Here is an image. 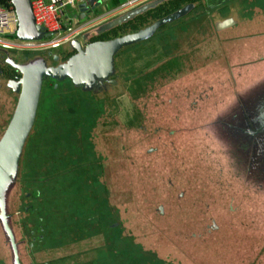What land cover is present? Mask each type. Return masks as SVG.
Here are the masks:
<instances>
[{
  "label": "rangeland",
  "instance_id": "obj_1",
  "mask_svg": "<svg viewBox=\"0 0 264 264\" xmlns=\"http://www.w3.org/2000/svg\"><path fill=\"white\" fill-rule=\"evenodd\" d=\"M243 14L264 15V0H201L142 44L123 47L106 65L112 73L93 85L67 77L59 98L43 80L16 172L0 189L20 264H89L109 254L112 238L113 251L138 245L163 264H264V51L257 57L249 35L238 36ZM229 18L236 26L221 27ZM67 50L0 49V66H55L68 58L48 52ZM17 99L0 76V137ZM56 102L94 124L82 138L75 129L51 140L50 158L38 165L32 144ZM53 155L86 170L76 193L55 195L65 201L57 224L67 222L71 238L43 246L34 238L43 193L56 187L45 169ZM31 172L41 179L32 185ZM0 264H15L1 221Z\"/></svg>",
  "mask_w": 264,
  "mask_h": 264
},
{
  "label": "water",
  "instance_id": "obj_2",
  "mask_svg": "<svg viewBox=\"0 0 264 264\" xmlns=\"http://www.w3.org/2000/svg\"><path fill=\"white\" fill-rule=\"evenodd\" d=\"M158 1L160 0L148 2L113 18L103 24L98 33L107 31L134 18L147 9L154 7ZM10 2L18 21L16 36L19 39L40 40L43 37L50 36V33L46 32L42 26L35 24L31 0H10ZM100 3V0H86V3L80 4L79 10L83 13L87 10L91 12ZM192 8V4H187L136 32L124 34L113 39L92 41L85 43V45L74 40L70 43V46L75 53L68 57L65 62L55 66L32 65L24 67L11 60H7L6 62L18 70L21 76L18 79L7 81V86L18 94V99L14 113L0 137V189L16 172L25 141L35 121L44 79L50 77L57 81H62L70 77L74 81L77 79L82 82L89 81L93 85L96 77L105 78L108 73H112L113 65L112 67L108 66V68L106 65L108 62L110 63L114 54L118 53L125 46L150 38L158 28L185 16ZM221 24V27L225 28L234 24V21L229 18L223 20ZM48 54L52 57L53 61L59 59V56L51 51ZM0 221L11 244L14 263L20 264L14 235L4 212L1 194Z\"/></svg>",
  "mask_w": 264,
  "mask_h": 264
},
{
  "label": "trees",
  "instance_id": "obj_3",
  "mask_svg": "<svg viewBox=\"0 0 264 264\" xmlns=\"http://www.w3.org/2000/svg\"><path fill=\"white\" fill-rule=\"evenodd\" d=\"M200 1L201 0H160L157 2V4L154 7L147 9L145 12L135 16L134 18L126 22H123L102 33L90 34L88 38V42L98 41V40L101 41L109 40L122 36L124 34L136 32L139 29H142L152 24L154 21L182 8L187 4H192L193 8H196L200 4ZM74 52L75 51L72 49V50L62 51L57 55L59 56L62 54L63 58L67 59L68 57L73 55ZM116 56H118V53L113 55V57ZM6 65H9V67L6 69L4 68L5 65L3 67L0 66V76H4L6 78V82L10 79H18L21 76L20 72L16 70L14 67H12L10 64L6 63ZM65 80L66 79L62 81H57L55 79L48 77L45 80L48 82L46 83V88H48V90L52 94H59V98H61V96L63 95L61 93V88ZM143 83L144 82L142 81V78H137V80L135 81L137 87L142 86ZM80 94L82 95L83 92H81ZM55 104L56 105H54V108H52L50 111V112L53 111L52 114L50 116H46V119L39 127V131H38L39 135L38 138L36 139V143L32 144L33 146L32 148L38 150V153L34 154V156L37 158L38 165L41 164L40 162H45L42 159L48 161V159L50 158L49 156L51 155V150L53 149L51 140H54V143L55 141L60 142V140L66 134H70L71 130H73L72 133L73 136L74 135L76 136V134H74L75 129L77 130L76 133H78L76 137L79 138V136L81 135L82 138L83 135L87 133L88 128L94 124L95 117L80 118L78 116H70L67 115V112L61 108L60 102H56ZM64 104H70V102L68 101L65 102ZM53 160H54V165L51 166L49 164L52 163H48V166H46L45 169H47L46 171L53 172L54 174L53 180L56 187L54 186L53 188H51L54 189L53 191L52 190L50 191V189H48V191L43 193L46 194V196L45 195L42 196L41 198L42 202L38 205V207L40 205H43V209L42 210H39V208L37 209L39 210L38 214L41 213L42 215L41 217L42 229H40L41 233L38 235V237L34 238V241L38 239L39 243L38 242L37 243L43 246H47V245L59 246L58 244L59 241H63V245H64L65 244L64 241H66L67 239L69 240L71 238V232L69 231L70 229L67 228V222L65 225H64V221L62 222V225L61 222L57 224V219H56L58 218L57 215H59L61 210L63 209L64 206L63 203H65V201L58 199L59 196L55 197V195L57 193H60L61 194L60 197L64 198V194L67 193V195H69V193H72V189H74L73 192L76 193L77 189L81 188L80 186H81L82 177L85 174V170H86V166L84 164H78L76 166L72 165L66 167V164H72L77 160H73L72 162L68 163L67 160L63 158L61 159V161H59V159L55 158V155H53ZM45 164H47V162ZM34 173L35 172H31L28 174L30 179L26 181L30 185L34 183L36 184L38 181L41 180L39 178H36V180L38 181L34 180L35 178L32 177ZM43 173L44 172H37L36 174L40 175ZM48 182L51 185V181L49 180ZM28 195H29L28 197L33 196V194H28ZM61 203H62V207L60 210L59 205ZM84 204L86 206V210L88 211V205L86 203ZM30 212L33 213L32 209L30 210ZM57 226L61 228H59L58 231L56 230L55 231L56 235H54L51 232L54 228L56 229ZM74 233L78 234L76 231H74ZM108 238L110 239V236ZM112 240L113 242L110 243L112 247L110 246L109 248L110 250L108 252L109 254L107 256H103L100 259L91 260L89 264H163V262L160 259L158 261L146 260L144 258V253L146 252H143V250H141L138 245L137 246L126 245L127 247H125L123 250L120 249L113 251L114 246L118 244V242H116L114 238H112ZM122 242H123L122 240H119L120 244ZM57 262L58 261L55 259L43 263L55 264Z\"/></svg>",
  "mask_w": 264,
  "mask_h": 264
},
{
  "label": "built area",
  "instance_id": "obj_4",
  "mask_svg": "<svg viewBox=\"0 0 264 264\" xmlns=\"http://www.w3.org/2000/svg\"><path fill=\"white\" fill-rule=\"evenodd\" d=\"M86 0H58L46 3L31 0L34 22L42 26L50 36L40 40H21L16 36L17 17L10 0H0V48L18 52H34L43 49H56L75 40L78 30L69 22L67 9H79ZM136 0L123 2L120 9L130 7Z\"/></svg>",
  "mask_w": 264,
  "mask_h": 264
},
{
  "label": "crops",
  "instance_id": "obj_5",
  "mask_svg": "<svg viewBox=\"0 0 264 264\" xmlns=\"http://www.w3.org/2000/svg\"><path fill=\"white\" fill-rule=\"evenodd\" d=\"M46 3H54L58 0H43ZM101 3L94 9L87 10L85 13L79 9L68 8L67 17L69 22L78 30L75 40L79 43H88L90 34H96L99 32L101 26L113 18L148 2L150 0H136L130 7L126 9H120L123 2L127 0H100ZM86 3V1H85ZM244 21L240 22V26L243 28V32L240 35H249L247 38L251 39V42L256 44L254 50L250 51L259 57V50L264 51V15H258L257 17H250L243 14ZM234 21V20H233ZM236 23L232 26L235 27ZM242 37V36H241ZM238 38V37H237ZM246 39V38H241ZM239 40V39H238ZM1 49V48H0Z\"/></svg>",
  "mask_w": 264,
  "mask_h": 264
},
{
  "label": "flooded vegetation",
  "instance_id": "obj_6",
  "mask_svg": "<svg viewBox=\"0 0 264 264\" xmlns=\"http://www.w3.org/2000/svg\"><path fill=\"white\" fill-rule=\"evenodd\" d=\"M59 58H62L63 60L65 59V58H63V56H61V55H60V57H59ZM61 63H62V62H61Z\"/></svg>",
  "mask_w": 264,
  "mask_h": 264
}]
</instances>
